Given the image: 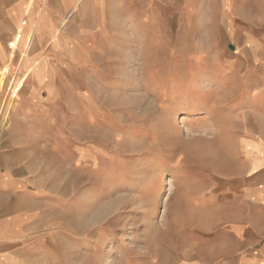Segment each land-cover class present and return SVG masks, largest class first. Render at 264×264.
<instances>
[{
    "label": "rangeland",
    "instance_id": "374dc122",
    "mask_svg": "<svg viewBox=\"0 0 264 264\" xmlns=\"http://www.w3.org/2000/svg\"><path fill=\"white\" fill-rule=\"evenodd\" d=\"M44 2L24 18L28 46L1 40L0 142L39 133L31 264H241V214L262 235L243 253L264 264V170L241 149L264 143V44L245 65L206 23L94 36L78 5L53 18ZM247 2L264 33V0Z\"/></svg>",
    "mask_w": 264,
    "mask_h": 264
},
{
    "label": "crops",
    "instance_id": "0c3cea01",
    "mask_svg": "<svg viewBox=\"0 0 264 264\" xmlns=\"http://www.w3.org/2000/svg\"><path fill=\"white\" fill-rule=\"evenodd\" d=\"M247 1L82 0L79 3V0H45L44 6L47 14L54 18L66 15L78 5L79 14L85 17V22L90 23L88 30L92 29L94 36L99 33V24L108 22H124L132 29L134 23L141 24L142 31H148V35L151 32L150 37L155 38H178L185 31L193 32L196 29L194 24L206 23V31L216 32L226 42L223 54L231 51L230 45L233 42L240 51L241 63L254 65L264 44V33L258 29L257 13L248 8ZM28 5L31 12L27 14ZM37 6L38 0H0V71L4 75L9 70L3 63L5 51L1 40L13 38L8 43L11 47L17 49L24 45L25 48L26 41L22 43L25 36L24 18H29L31 22L36 20L37 11L34 8ZM32 16H35L34 19ZM89 35L81 33L78 38ZM38 134L36 129L25 124L21 131L12 127L7 140L0 142V264H31L32 251L36 250L39 229L38 190L33 184L38 181ZM262 145L264 143L259 140H241V149L245 147L250 160L249 164L243 160V167H249L254 174L264 170ZM256 149L262 150L263 154H252ZM258 159L262 161L254 164ZM260 179H264V174ZM253 182L257 187V181ZM253 222L241 214V224L234 226L235 230H241V264H257L255 254L254 257H247L243 253L247 247L255 244L253 241L257 236H262L253 227Z\"/></svg>",
    "mask_w": 264,
    "mask_h": 264
},
{
    "label": "bare ground",
    "instance_id": "6f19581e",
    "mask_svg": "<svg viewBox=\"0 0 264 264\" xmlns=\"http://www.w3.org/2000/svg\"><path fill=\"white\" fill-rule=\"evenodd\" d=\"M26 46H28V44Z\"/></svg>",
    "mask_w": 264,
    "mask_h": 264
}]
</instances>
